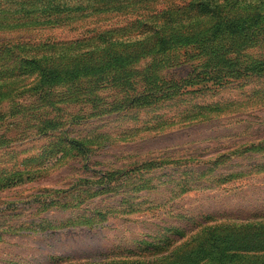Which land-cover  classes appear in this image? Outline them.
<instances>
[{
  "label": "rangeland",
  "instance_id": "rangeland-1",
  "mask_svg": "<svg viewBox=\"0 0 264 264\" xmlns=\"http://www.w3.org/2000/svg\"><path fill=\"white\" fill-rule=\"evenodd\" d=\"M39 1L0 0V264H169L205 228L264 222V73L245 69L264 34L206 68L179 47L46 85L37 60L96 58L87 39L141 17L20 11Z\"/></svg>",
  "mask_w": 264,
  "mask_h": 264
},
{
  "label": "trees",
  "instance_id": "trees-1",
  "mask_svg": "<svg viewBox=\"0 0 264 264\" xmlns=\"http://www.w3.org/2000/svg\"><path fill=\"white\" fill-rule=\"evenodd\" d=\"M71 1L77 3L70 5ZM174 1L40 0L38 4L20 6V11L27 12L26 15L40 16L47 12H58L59 15L85 10L95 3L101 6L92 8L93 13H120L133 6L131 11L141 17L130 23L131 26L101 31L87 39L86 44L100 42L106 45L103 54L96 58L73 59L62 66L52 56L37 60L35 66L41 84H52L63 78L97 76L113 68L131 65L145 53H163L179 47L198 50L207 58L206 68L216 51L226 49L227 46H221L224 43H231L238 51L254 45L264 34V0H188L180 6ZM83 2L85 6H82ZM160 2L164 3V8L153 12V5ZM141 12H149L150 16ZM46 21L49 20H30L27 24H45ZM129 32L137 34L129 38L126 36ZM115 46L121 47L122 52H113ZM51 47L53 45L39 46L41 49ZM226 60L223 59L224 63ZM245 69L259 76L264 73V62L254 61ZM69 144L79 155H86L87 149L81 143L70 141ZM217 228L203 229L191 245L174 250L171 256L161 261L166 263L169 260V264H264V222H250L232 229Z\"/></svg>",
  "mask_w": 264,
  "mask_h": 264
}]
</instances>
